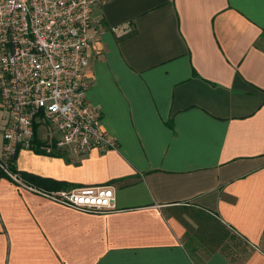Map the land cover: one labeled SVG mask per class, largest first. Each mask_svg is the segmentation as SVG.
Segmentation results:
<instances>
[{
    "label": "crops",
    "instance_id": "obj_1",
    "mask_svg": "<svg viewBox=\"0 0 264 264\" xmlns=\"http://www.w3.org/2000/svg\"><path fill=\"white\" fill-rule=\"evenodd\" d=\"M94 19L87 100L118 148L23 149L15 169L112 185L117 209L1 173L0 264H264V0H106Z\"/></svg>",
    "mask_w": 264,
    "mask_h": 264
},
{
    "label": "built area",
    "instance_id": "obj_2",
    "mask_svg": "<svg viewBox=\"0 0 264 264\" xmlns=\"http://www.w3.org/2000/svg\"><path fill=\"white\" fill-rule=\"evenodd\" d=\"M105 1L0 0V107L8 116L0 173L16 184L25 186L17 156L31 149L39 129L54 150L73 157L118 148L87 100L90 52L102 34L94 11ZM34 191L82 211L117 209L112 185Z\"/></svg>",
    "mask_w": 264,
    "mask_h": 264
},
{
    "label": "trees",
    "instance_id": "obj_3",
    "mask_svg": "<svg viewBox=\"0 0 264 264\" xmlns=\"http://www.w3.org/2000/svg\"><path fill=\"white\" fill-rule=\"evenodd\" d=\"M45 146H49V144L47 142L40 141L38 135H35V139L33 140L31 150H34L37 154H43L44 152L41 151V148ZM19 174L21 175L22 179L25 182L34 183L41 187H46V188H50L54 190L64 189L65 187V183L63 182H58L52 179H45V178L38 177L32 174H26V173H21V172H19Z\"/></svg>",
    "mask_w": 264,
    "mask_h": 264
},
{
    "label": "rangeland",
    "instance_id": "obj_4",
    "mask_svg": "<svg viewBox=\"0 0 264 264\" xmlns=\"http://www.w3.org/2000/svg\"><path fill=\"white\" fill-rule=\"evenodd\" d=\"M41 132H43V131H42V129H41ZM207 224H208V223H207V222H205V225H207Z\"/></svg>",
    "mask_w": 264,
    "mask_h": 264
}]
</instances>
